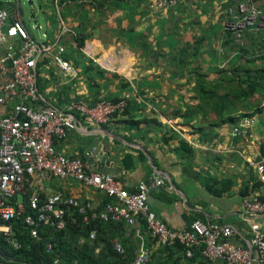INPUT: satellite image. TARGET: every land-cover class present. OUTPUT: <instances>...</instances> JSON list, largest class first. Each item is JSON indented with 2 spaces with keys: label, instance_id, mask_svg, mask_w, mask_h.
I'll return each instance as SVG.
<instances>
[{
  "label": "crops",
  "instance_id": "obj_1",
  "mask_svg": "<svg viewBox=\"0 0 264 264\" xmlns=\"http://www.w3.org/2000/svg\"><path fill=\"white\" fill-rule=\"evenodd\" d=\"M55 1L39 0V10L47 16L44 27L49 40L60 38L66 47L70 69L62 71L47 60L39 61L37 76L44 80L45 90L41 95L46 105L63 110L73 99L94 103L100 97L121 98L134 88L137 92L132 99L137 105L131 110L135 119L142 121L131 127L127 117L121 114L123 111L106 125L85 120L66 140L58 142V148L67 155L83 156L89 147L97 146L99 170L115 174L128 188H136L140 183L152 185L157 177L163 178L164 184L150 186L148 204L173 228H185L194 219H201L231 224L238 232L249 236L250 222L245 219L242 208V190L248 185L253 192L259 182L253 162L263 156L254 150V146L257 139L264 137V130L257 124L259 128L252 132L256 135L248 130L250 137H241L234 132L238 124L225 123L205 135L208 138L202 136L199 140L209 148L203 149L197 144L196 147L192 143L193 157H183L180 139L172 138V134L187 141L194 140L203 126L196 127L195 123L187 121L191 117L174 115L182 111L178 103L184 98L181 89L161 87L167 80H185L182 73L177 75L173 71L176 69L166 68L170 54L182 47L199 49L207 68L221 65L228 8L236 0H185L164 9L157 7L158 0H130L126 1L131 6L129 12L119 14L116 24L112 18L115 10L122 6L121 2L109 0L100 4L106 0H90L95 8L84 10L89 19L83 22L82 11L55 8ZM257 3L264 12V0ZM0 4L4 9L16 10L20 18L22 9L17 1L0 0ZM49 6L53 11H49ZM106 8L108 10L104 12ZM124 20L131 27L122 26ZM263 27L264 18L246 35L251 36ZM81 33L85 35L83 46L78 41ZM141 41L150 46L151 52H157L156 55H144ZM190 61L191 57H188L187 62ZM171 71L174 74H169ZM120 78L128 81V89L117 85ZM140 95L145 100L138 102L136 97ZM189 95L191 102L194 93L190 89ZM257 119L264 123L260 117ZM214 137L218 138L217 142H213ZM127 155L133 160L127 161ZM47 186L88 200L95 207L105 197L103 192L74 180L50 177ZM146 237L151 260L159 263L170 256L156 238ZM172 251L173 259L180 257L179 264H198V260H191L183 251L177 248Z\"/></svg>",
  "mask_w": 264,
  "mask_h": 264
},
{
  "label": "built area",
  "instance_id": "obj_2",
  "mask_svg": "<svg viewBox=\"0 0 264 264\" xmlns=\"http://www.w3.org/2000/svg\"><path fill=\"white\" fill-rule=\"evenodd\" d=\"M184 1L158 0L157 7L164 9ZM228 15L225 28L241 43L247 30L256 29L264 18L257 0H236L228 8ZM39 30L41 35L36 39L16 10L0 6V232L6 242L14 249L22 246L11 220L24 217L31 236L39 239L43 227L65 228L71 206L83 214L95 209L91 203L83 204L78 198L47 186L48 178L52 177L82 182L112 199L101 212H93V216L124 219L135 230L139 241L130 264H152L147 235L161 245H183L188 258L200 250L198 264H264V199L260 191L254 190L242 200L245 219L250 222L249 236L231 224L201 219H194L185 228H173L148 204L150 186L164 184L163 178L157 177L152 185L140 183L131 191L115 174L99 170L97 146L89 147L83 156L67 155L58 148V142L79 129L82 121L96 125L110 123L116 113L128 106L133 95L126 94L118 100L100 97L94 103L73 99L63 110L43 105L37 86L39 61L47 60L62 71H68L70 64L60 38L51 41L47 32L41 27ZM239 125L234 131L241 130ZM253 165L258 180L264 182V156ZM142 219L147 222L146 230L142 229ZM95 236L93 231L90 238ZM116 247L124 252L118 242ZM53 264L64 263L57 258Z\"/></svg>",
  "mask_w": 264,
  "mask_h": 264
},
{
  "label": "trees",
  "instance_id": "obj_3",
  "mask_svg": "<svg viewBox=\"0 0 264 264\" xmlns=\"http://www.w3.org/2000/svg\"><path fill=\"white\" fill-rule=\"evenodd\" d=\"M76 1L59 0V3L63 9L68 10L77 3ZM107 1L109 0L100 2V4ZM114 1L115 3L121 2L124 9L131 7L126 2L130 0ZM83 4L81 2V8ZM107 10V8L104 9V12H107ZM84 40L85 35L81 33V38L78 40L81 46L84 45ZM140 45L143 47L141 50L144 55L150 53L156 55L157 52H151L150 46L146 43L141 41ZM222 47L224 54L221 60L224 66L212 67L217 70L215 77L211 75V70H213L210 68L211 66L207 68L202 62L199 49L190 50L187 46L182 47L170 54L171 57L166 61V68L176 69L179 73H182V78L185 79V87L194 83L193 86H190L194 93L191 98L193 100L187 104L185 111H178L175 115L180 114L191 117L194 123L198 121V123L200 122L199 126H206L212 131L225 123L237 125L247 117L259 115L258 117L262 120L264 118V98L256 97V103L259 106L257 109L254 108L252 112H250V109L254 105L249 102L250 97H254L256 93L260 92L258 89L261 87V89H264V83L261 82L264 78V66L260 65L263 63L260 59H264V27L257 30V32H253L251 36L245 35L243 43L237 42L233 32L226 29ZM233 53H236V55L234 56ZM159 54H161L160 51ZM188 57H191L190 63L187 62ZM230 59L232 60L230 61ZM234 61H239V63L229 68L228 63L234 64ZM244 82L249 83V88H244ZM37 86L39 92L43 94L45 90L44 80L40 76L37 79ZM110 99L118 100L120 98ZM41 103L46 105L43 99H41ZM133 105L136 106L137 101L130 99L128 106L121 114L127 117L126 121L134 128L142 121L136 120L132 114ZM199 119L202 120L203 125ZM172 138L180 139L183 157H193L194 148L187 140L175 134H172ZM262 156H264V149L262 150ZM125 159L127 161L133 160L131 155H127ZM254 187L261 192V197L264 199V182L259 181ZM129 190L134 191L135 188H129ZM251 193L248 185L242 190L243 197ZM79 200L83 204L90 203L88 200ZM111 201L112 199L105 194L102 203L88 214H83L77 207L71 206L65 228L43 227L39 239L31 236L24 217L11 220L10 223L14 227L15 236L22 246L19 249H14L6 242L4 234L0 232V263L53 264L55 259L60 258L64 264H130L137 253L139 241L135 236V230L130 229L124 219L104 220L99 216H93V212H101L106 204ZM85 216H87V220H85ZM73 218L76 221H73ZM141 226L143 230L147 229L146 220H141ZM93 231L96 232V236L91 239L90 235ZM82 239L83 242H81ZM117 242L123 248V253L117 250ZM49 245H51V248H49ZM163 247L164 250L170 253V256L163 262L157 263L155 260H151V263L179 264L180 257L173 259L174 252L172 250L177 248L185 254L184 246L177 244L174 247L165 245ZM199 257L200 250L197 249L195 256L190 259L198 260Z\"/></svg>",
  "mask_w": 264,
  "mask_h": 264
},
{
  "label": "rangeland",
  "instance_id": "obj_4",
  "mask_svg": "<svg viewBox=\"0 0 264 264\" xmlns=\"http://www.w3.org/2000/svg\"><path fill=\"white\" fill-rule=\"evenodd\" d=\"M1 1H5V0H1ZM15 1H17V0H15ZM20 1H21V9H22V14H23V18H24L26 27L29 30V32L36 39H39L40 38V35H41V31L39 30L40 27L43 28V30L45 32H47V30H45L46 28L44 27V25L46 26V24H47L46 23L47 16H45V14L42 11L39 10V5H38L39 4V0H20ZM83 1L84 0H77L76 1L77 3L74 6H72V8H74L73 10L75 12L82 11V14H81L80 18L84 22V20L86 21V20L89 19L86 15H84V10L87 9V10H91L92 11V10H94L95 7L93 6L94 4H92V2H90V0H88V3H84L85 5L83 4V7L81 8V2H83ZM53 5H55V6H53L55 8L56 7H58L59 9L62 8V5L59 3V0H56L55 2H53ZM49 7H50L49 8V11H51L53 8L51 9V6H49ZM127 11L129 12V9H124L122 6H120V9L115 10V13L113 15L114 17L112 18L113 23L116 24V19L119 18V14H124L125 15L126 14L125 12H127ZM61 12H62V10H61ZM121 19L119 20V24H121ZM38 26H40V27L38 28ZM122 26L131 27V24H129V22H127V21L124 20ZM240 61H242V60H240ZM260 61L263 62L260 65L261 66H264V59H260ZM234 62H235L234 64L228 63L229 64L228 65L229 68L233 67L232 65H235V64L239 63V61H237V62L234 61ZM221 66H224V63H221ZM173 71L177 75L179 74V72L177 70H173ZM216 72H217L216 69L215 70L214 69L211 70V74H213L212 77H215L216 76L215 75ZM169 74H174V73L171 71ZM261 82L264 83V78H262ZM116 83H117L118 86H124V90L129 88V86L127 84L128 81L126 79H124V78L118 79L116 81ZM192 84L193 83L189 84L188 87H185V81L182 82L181 80H179V81L178 80H176V81L175 80H171V81H168L167 80L166 82H162L161 87H162V89H165V90H169V89L170 90H172V89L179 90V89H181L180 91L184 95V98L182 100H180L179 102L178 101L177 102L179 103V108L182 111H185L186 108H187V104L190 103L189 89L191 90V87L190 86H192ZM244 88H249V83L248 82H246V83L244 82ZM261 88L258 89L260 92L256 93L255 96L253 95L254 97H250L249 98V100H250L249 102H251V104L254 105L253 108L250 109L251 111L249 110L250 112H252V110L254 108L257 109L258 106H259L256 103L257 102L256 101L257 100L256 97H260V98L262 97V98H264L263 97L264 96V89H261ZM135 92H137V89L134 90V88H131L129 91L125 92L124 95H126V94H132L134 96V93ZM102 94H105V91H103ZM140 96H137L136 97V99L138 100V102H141L140 99L145 100L144 96L143 97L142 96L140 97ZM163 112H165V111H163ZM170 113L171 112H168L167 114H170ZM164 115L165 116H168V115H166V112H165ZM174 115H175V113H174ZM263 115H264V113H263ZM258 116L256 115L255 118L257 119ZM183 118H185V117H183ZM255 118H254V116H251V117H247V118H244L243 120H241L240 121V125H239L240 128H241V130L239 132L234 131L236 133V135L238 134V136L247 137L248 136L247 135L248 134V130L250 131V133H252L253 131L256 130L255 128L257 127V124L258 125H261L259 127L264 130V126H263L264 123H262L259 119L256 120ZM136 120H140V118H137L136 117ZM184 121H186V120H184ZM187 121H189L192 124H194V120H192L191 118L187 119ZM199 121H201V123H202V120L201 119H199ZM263 122H264V118H263ZM198 125H200V122L199 123H198V121L195 122V126L198 127ZM202 125H203V123H202ZM259 127H257V128H259ZM210 131H211L210 128H208L206 126H203V128L201 129V132H198L199 134H197V136H195L193 138L194 140L191 139V140H189L190 142L189 141L188 142L190 144L193 143L194 146H196V144H197V146H199L200 148H203V149L206 148L207 149V148H209V146L202 144L201 142H199V140H201V137L202 136L204 137L205 135H210ZM254 134L256 135V133H254ZM254 134L252 133L253 136H254ZM263 134H264V132H263ZM248 137H250V136H248ZM205 138H208V137L205 136ZM212 139L213 138H211V140ZM217 141H218V138H215L213 140V142H217ZM263 146H264V137L262 136L261 138H259V140L257 139L256 145L254 146V150L257 151V153H259V155H262V150L264 149ZM251 159H253V158H251Z\"/></svg>",
  "mask_w": 264,
  "mask_h": 264
},
{
  "label": "water",
  "instance_id": "obj_5",
  "mask_svg": "<svg viewBox=\"0 0 264 264\" xmlns=\"http://www.w3.org/2000/svg\"><path fill=\"white\" fill-rule=\"evenodd\" d=\"M17 2H18L19 6H20V9H21V1L17 0ZM20 18L24 21L22 12L20 13ZM24 23H25V21H24Z\"/></svg>",
  "mask_w": 264,
  "mask_h": 264
}]
</instances>
